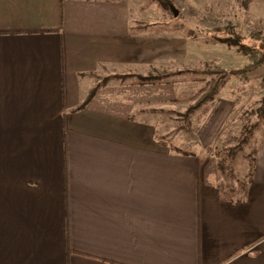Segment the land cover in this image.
Instances as JSON below:
<instances>
[{"label": "crops", "instance_id": "0c3cea01", "mask_svg": "<svg viewBox=\"0 0 264 264\" xmlns=\"http://www.w3.org/2000/svg\"><path fill=\"white\" fill-rule=\"evenodd\" d=\"M153 4L0 0V264H264V130L244 201L162 145L141 79L197 58Z\"/></svg>", "mask_w": 264, "mask_h": 264}, {"label": "rangeland", "instance_id": "374dc122", "mask_svg": "<svg viewBox=\"0 0 264 264\" xmlns=\"http://www.w3.org/2000/svg\"><path fill=\"white\" fill-rule=\"evenodd\" d=\"M153 3V23L159 21L173 31L182 29L184 36L195 42L188 49V55L197 58L194 59L195 69L191 68L192 65L188 70L153 68L147 78L141 79L143 84L146 83V87L141 89L150 92V97L145 94V100L151 101L152 118L155 119L158 134L162 136L166 133V141L171 147L189 152L225 156L232 151L237 155L235 172L238 177H244L248 163L245 157L257 148L264 130L262 125L252 132L254 118L249 120L250 109L256 107L263 96L264 79L258 84L245 81L242 74H232L215 100L207 101L194 112L189 108L197 105L207 93H200V90L215 77L207 73H233L239 67L237 64L241 66L245 61H240L239 58L243 56L234 52L233 49L238 51L237 47L229 50L218 42H212V30L230 29L220 32L221 36L231 33L235 37L240 32L242 36L251 33L264 37V3L261 0H174V13L177 15L171 16ZM169 28L153 29L163 32ZM244 43L264 53L262 41L249 39ZM197 44L198 47H195ZM261 69H264V65L256 71ZM238 71L241 73L242 67ZM126 78L110 73L104 75L95 92L101 91L102 86L124 87L121 84L126 83L123 82ZM136 82L139 83V80ZM193 96H196V100L191 99ZM164 126H168V129Z\"/></svg>", "mask_w": 264, "mask_h": 264}, {"label": "trees", "instance_id": "16d2710c", "mask_svg": "<svg viewBox=\"0 0 264 264\" xmlns=\"http://www.w3.org/2000/svg\"><path fill=\"white\" fill-rule=\"evenodd\" d=\"M155 2L165 13L168 15H176L174 13V7L175 3L174 0H152ZM230 29H215L212 30V38L214 41L212 42H218L222 46H226L231 50L234 47L238 48V51L236 49H233L236 54L239 56H243L242 59L247 60V64L242 66V71L239 73V71H235L233 73H227L225 71H211L210 74H213V79L208 84L207 89H203L200 93L207 92L205 95H203L202 99H199L197 108L201 107L203 104H205L207 101H213L215 100L216 96H218L221 91L223 90L225 86V82L232 74H242L245 78V81H248V75L256 71L258 68L264 65V53L259 51L257 48H253L247 43H244V40L249 39H256L257 41H262L264 43V37L260 35L255 34H249L248 36H242L240 32L233 37L231 33L226 36H221V33L226 32ZM221 32V33H220ZM216 40V41H215ZM209 88V89H208ZM195 98V99H194ZM192 100H196V96L191 98ZM196 108V107H195ZM193 111V108H191V112ZM254 118V122L251 124V130L252 132H255L260 128L262 125L264 126V92L263 96L260 98V100L257 102L256 107H253L250 109V118ZM158 140L161 141L162 145H165L169 147L172 151H175L177 153H181L183 155H193L194 153L182 150L178 147H171V145L166 142V137H158ZM256 148L253 149V151L250 154L246 155V159L248 160V170L242 179H237V174L235 172L234 164L235 160L237 159V155H235L234 152L230 151L225 156H222V154H217V166L219 169V172L221 174V177L223 178V181L225 182V186L222 187L221 191L223 193V198L228 199L231 198L234 200L233 194L235 192H239L241 194V197L238 198L236 201H244L247 197L248 190L250 187V183L252 181V177L254 174V160L256 155Z\"/></svg>", "mask_w": 264, "mask_h": 264}]
</instances>
